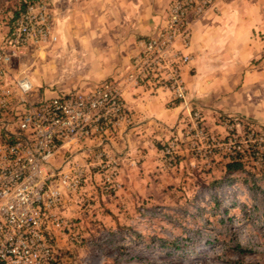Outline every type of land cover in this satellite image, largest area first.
<instances>
[{"label":"crops","instance_id":"crops-1","mask_svg":"<svg viewBox=\"0 0 264 264\" xmlns=\"http://www.w3.org/2000/svg\"><path fill=\"white\" fill-rule=\"evenodd\" d=\"M172 1L70 0V11L54 21L57 49L39 56L33 83L40 88H34L33 98L87 92L104 80L120 79L138 42L165 23ZM216 9L192 26V60L182 70L188 107L161 88L120 85L125 120L112 132L59 145L52 160L56 172L74 166L97 182L98 154L117 158L124 195H129L160 170L162 145L185 133L191 112L201 113L204 128L214 136L224 133L220 115L264 123V0H221ZM50 84L56 85L53 92L44 88Z\"/></svg>","mask_w":264,"mask_h":264},{"label":"built area","instance_id":"built-area-1","mask_svg":"<svg viewBox=\"0 0 264 264\" xmlns=\"http://www.w3.org/2000/svg\"><path fill=\"white\" fill-rule=\"evenodd\" d=\"M221 0H173L165 23L138 42L129 70L118 80H104L91 91L37 100L25 77L10 72V64L29 43L52 39L46 5L28 4L12 28L8 47L0 44V264H57L53 234L68 230L67 222L53 214L62 203L61 190L81 188L85 172L79 168L58 173L52 160L59 145L76 144L115 130L126 118L120 85L129 88L164 89L172 100L187 104L183 69L192 60V26L203 14L216 11ZM227 134L219 144L204 128L200 112L180 141L189 150L206 155L216 146L244 153L237 137L249 123L238 116L218 117ZM244 142H252L251 130ZM264 138V135L262 134ZM180 141L173 139L164 153L175 158ZM95 168L102 174V190L114 191L117 164L98 154Z\"/></svg>","mask_w":264,"mask_h":264},{"label":"rangeland","instance_id":"rangeland-1","mask_svg":"<svg viewBox=\"0 0 264 264\" xmlns=\"http://www.w3.org/2000/svg\"><path fill=\"white\" fill-rule=\"evenodd\" d=\"M41 2L50 17L52 39L29 43L9 66L12 75L31 82L33 91L40 88L33 83L42 62L39 56L48 57L58 47L54 21L70 11V0L29 4ZM23 4L0 0L3 47H8L12 28L28 6L14 18ZM55 87L44 88L53 92ZM243 119L250 128L237 137L244 151L238 153L243 168L231 175L225 166L235 152L216 146L199 155L180 141L182 135L176 139L180 143L173 160L164 153L173 139L162 145L160 170L157 167L150 182L145 180L135 193L124 195L117 158H110L117 164L119 187L114 191L102 190V174L95 167L97 182L85 172L81 188L62 189V203L53 214L69 229L53 234L57 264H264V123ZM223 130L215 136L219 144L227 143ZM249 130L252 142L245 143L244 132Z\"/></svg>","mask_w":264,"mask_h":264},{"label":"trees","instance_id":"trees-1","mask_svg":"<svg viewBox=\"0 0 264 264\" xmlns=\"http://www.w3.org/2000/svg\"><path fill=\"white\" fill-rule=\"evenodd\" d=\"M38 0H24V4L22 5V7L20 8L19 12L14 14V18H17L20 14V12L23 11V9L25 8V6L29 3H34ZM240 155L237 154L236 157L231 158L230 162L228 164H226L225 169H226V173L227 174H232L234 172H238L242 170V163L239 160Z\"/></svg>","mask_w":264,"mask_h":264}]
</instances>
